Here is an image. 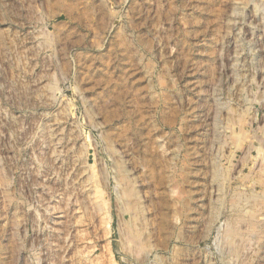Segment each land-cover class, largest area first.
Here are the masks:
<instances>
[{
    "label": "rangeland",
    "instance_id": "rangeland-1",
    "mask_svg": "<svg viewBox=\"0 0 264 264\" xmlns=\"http://www.w3.org/2000/svg\"><path fill=\"white\" fill-rule=\"evenodd\" d=\"M0 264H264V0H0Z\"/></svg>",
    "mask_w": 264,
    "mask_h": 264
},
{
    "label": "bare ground",
    "instance_id": "bare-ground-1",
    "mask_svg": "<svg viewBox=\"0 0 264 264\" xmlns=\"http://www.w3.org/2000/svg\"><path fill=\"white\" fill-rule=\"evenodd\" d=\"M231 228H232V227H231ZM231 228H229V229H231ZM235 228H236V227H235ZM227 230H228V229H227ZM234 231H235V229H232V231H231V232H234ZM228 232H230V231H228ZM131 233H132V232H131ZM235 233H236V232H235ZM235 233H234V235H236V234H237V233H236V234H235ZM134 234H135V233H134ZM136 235H137V234H136ZM132 236H133V235H131V237H132ZM127 238H128V237H127ZM137 239H138V238H137ZM142 246H143V245H142ZM142 246H141V247H142Z\"/></svg>",
    "mask_w": 264,
    "mask_h": 264
}]
</instances>
